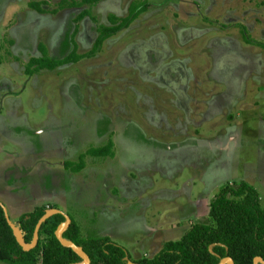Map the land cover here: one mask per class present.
Masks as SVG:
<instances>
[{
	"label": "rangeland",
	"instance_id": "rangeland-1",
	"mask_svg": "<svg viewBox=\"0 0 264 264\" xmlns=\"http://www.w3.org/2000/svg\"><path fill=\"white\" fill-rule=\"evenodd\" d=\"M29 1L40 0L8 6L0 41L11 20H26L47 46L67 47L66 21L88 6L40 14ZM130 1L91 7L95 21H80L78 52H88L96 25L109 13L125 15ZM147 1L77 63L32 75L23 63L17 71L12 56L1 63L0 202L13 223L35 206L57 208L82 236L97 231L139 259L195 223H212L209 202L226 183L252 186L264 209V0ZM17 22L4 38L20 31ZM148 47L158 52L152 61L162 58L151 81L135 66ZM162 65L178 95L169 78L152 82ZM101 136L115 140L114 158L85 155L81 171L64 168L103 145Z\"/></svg>",
	"mask_w": 264,
	"mask_h": 264
},
{
	"label": "trees",
	"instance_id": "trees-1",
	"mask_svg": "<svg viewBox=\"0 0 264 264\" xmlns=\"http://www.w3.org/2000/svg\"><path fill=\"white\" fill-rule=\"evenodd\" d=\"M100 1L60 0L51 12L87 5L88 8L82 9L74 21L77 23L84 17L93 21L95 17L91 7ZM45 3L29 1L28 6L43 13L45 10L41 5ZM148 7L147 0H132L125 16L116 17L109 14L107 17L109 24L97 27V38L88 52L78 53L72 42V49L64 58L51 60L42 48V56L28 62L27 73L40 69L52 70L64 63L77 62L93 56L105 39L127 28ZM244 39L247 41L245 37ZM85 155L113 156L112 141L109 139L101 147L87 149L78 156L79 164L69 166L66 161L64 167L71 168L74 172L81 171ZM46 210L47 207L40 205L19 216L17 226L26 243L31 241L35 224ZM208 214L212 223H195L179 239L168 240L152 256L139 259H131L122 246L115 244L108 236L98 234L97 231L93 230L88 236H82L79 225L72 218L62 237L81 246L88 255L90 264H127L128 260L138 264H218L224 257H230L234 264H253V258L257 256L264 260V209L260 205L257 191L252 186L244 181L234 185L226 183L210 200ZM63 222L64 217L60 214L46 219L39 228L36 245L24 251L15 241L0 207V261L5 264L80 263V257L70 248L62 246L55 237L56 229ZM125 256L128 260L124 259Z\"/></svg>",
	"mask_w": 264,
	"mask_h": 264
},
{
	"label": "crops",
	"instance_id": "crops-1",
	"mask_svg": "<svg viewBox=\"0 0 264 264\" xmlns=\"http://www.w3.org/2000/svg\"><path fill=\"white\" fill-rule=\"evenodd\" d=\"M14 0H2L0 1V22H3L4 21V15H5V12L7 11L8 9V6L13 2ZM16 1V0H15ZM41 2L42 1H45L46 0H40ZM60 0H58L55 4V7L57 5V3L59 2ZM102 1V0H101ZM131 2V1H130ZM129 2V4H130ZM99 3V2H98ZM97 3V4H98ZM128 4V5H129ZM43 5V4H42ZM41 5V7H42ZM96 5V4H95ZM128 5L126 7V13L125 15L127 14V9H128ZM54 7V8H55ZM31 8V7H29ZM80 8V7H79ZM117 8V7H116ZM32 11H36L40 14H57L58 11L60 10H57L55 13L54 12H51V10L53 9H45V12L41 13L33 8H31ZM64 9H71V8H64ZM63 10V9H61ZM81 12V11H80ZM30 14L31 13V10H30ZM109 14H113V13H109ZM108 14V15H109ZM29 15V14H28ZM77 15V14H76ZM76 15L72 18V20H69V21H66L67 23L70 22V27H69V30H68V33H67V38H68V43H67V47L65 48H62L61 47V42L59 41V44L60 46H58V44H56L55 47H49L47 46V44L39 39L38 37V31H37V28L34 27V24L31 23V22H28V21H23L21 20L20 22H17V25H20L22 28L20 29L19 32L17 33H13L12 37L11 38H4L5 36L11 34V30L12 28L15 27V24L16 22L14 21H10L9 22V26L7 25V34L2 38L4 40H1L0 41V50L2 51L4 49V47L6 46V49L4 50V53H5V56H3L2 54H0V65L1 63L4 61V59L6 58H11V56L14 58L13 61H12V66L14 65L17 69V66H19V63H23L21 67L22 71L24 73H27V69H28V62L30 61V59H33V58H39L42 56V52H41V49L43 48L45 50V53L47 54L48 58L51 59V60H61L62 58H64L72 49V42H74L75 44V47H76V51L78 52V41H77V35H78V32H79V25H80V21L84 18H82L80 21H78L77 23L74 21V18L76 17ZM108 15L106 16V19L108 17ZM115 15L116 17H123L121 15H116V14H113ZM94 16V15H93ZM91 20V19H90ZM95 21V19L93 20ZM108 22V20H107ZM15 23V24H14ZM24 23H27L24 24ZM109 23H106V24H103V25H108ZM101 25V24H97L95 29H94V40H93V43H92V47H93V44L97 38V27ZM14 26V27H13ZM15 32V31H14ZM75 32V33H74ZM24 34L27 35V40L26 38L24 37ZM25 35V36H26ZM108 39V38H107ZM26 40V41H25ZM106 40V39H105ZM104 40V41H105ZM35 43V44H34ZM8 47V48H7ZM91 47V49H92ZM78 53H81V52H78ZM83 53V52H82ZM80 61V60H79ZM78 62V61H77ZM77 62H70V63H64L62 65H59L57 66L56 68L52 69V70H48V69H40L39 71L37 72H33V73H27L29 75H32V74H36V73H39L40 71H54V70H57V68L59 67H62L63 65H66V64H71V63H77ZM153 70V69H152ZM18 71V69H17ZM71 90V89H70ZM14 91H12V87L9 89L8 87V91H7V94L11 97V94H13ZM15 93V92H14ZM13 99V97H11ZM10 98V99H11ZM16 103H20L18 100H16ZM13 107V106H12ZM14 112V111H13ZM11 112V113H13ZM15 131H18V127L15 128ZM41 132V130H36V132ZM91 157H94V156H91ZM115 157V155L113 156V158Z\"/></svg>",
	"mask_w": 264,
	"mask_h": 264
},
{
	"label": "water",
	"instance_id": "water-1",
	"mask_svg": "<svg viewBox=\"0 0 264 264\" xmlns=\"http://www.w3.org/2000/svg\"><path fill=\"white\" fill-rule=\"evenodd\" d=\"M0 207L2 209L6 223L12 231V234L15 238V241L24 251H28L36 245L37 240H38L39 228H40L41 224L46 219H48L50 216H52L54 214L63 215L64 222L61 223L55 231L56 239L59 241V243L62 246L70 248L73 252H75L80 257L81 261H80V263H77V264H90V259H89L88 255L84 252V250L82 249L81 246H78V245L74 244L72 241L66 240L62 237L63 231L69 226L70 221H71L70 217L67 214L61 213L60 210H58L56 208H51V209L46 210L41 215V217L37 220V222L35 224L31 241L29 243H26L19 227L10 220V218L8 216L7 209L1 202H0ZM209 251L212 253L211 247H209ZM124 259L128 260V257L125 256ZM258 263L264 264V260L258 256L254 257L253 258V264H258ZM127 264H138V263H135L133 261L128 260ZM218 264H234V263L230 257H224L219 261Z\"/></svg>",
	"mask_w": 264,
	"mask_h": 264
},
{
	"label": "flooded vegetation",
	"instance_id": "flooded-vegetation-1",
	"mask_svg": "<svg viewBox=\"0 0 264 264\" xmlns=\"http://www.w3.org/2000/svg\"><path fill=\"white\" fill-rule=\"evenodd\" d=\"M125 29V28H124ZM123 30V29H122ZM151 46H153V45H151ZM149 48V47H148ZM157 51L156 50H153V48H149V50L147 51V54L142 58V57H138V56H136L135 58H136V64H135V66L137 67V68H139V70L140 71H144L143 73H142V75L144 74V78H146L148 81H151V77L149 76V75H147L148 74V72L149 71H152V69H153V67L152 66H155V65H157V64H159L160 63V61L162 60V58H160V55H159V59H158V61H152V56L154 55V53H156ZM158 53V52H157ZM142 65H141V64ZM160 70H162V74L161 73H159V75H158V78L157 79H154V81H152V82H155V83H157L158 84V82H163L164 84H165V80H167L168 78H169V80L170 81H168L169 83H167V84H169V87H170V89H171V93H175L176 95H178V93H177V91H174V90H176L174 87H173V85H172V81H175V77H171L170 76V73H171V71H169V66H166V65H162L161 66V69ZM169 71V72H168ZM179 80H180V78H178ZM172 86V87H171ZM168 87V88H169ZM188 109V108H187ZM189 110V109H188ZM101 135H104V133H102ZM103 136H101V137H98L100 140H98L97 142L98 143H101V144H103L104 145V143L105 142H107L110 138H108V137H106L105 138V140L104 139H101ZM111 141H112V143H113V147H114V144H115V140L114 139H110ZM103 145H100V146H98V147H101V146H103ZM116 146V145H115ZM95 148H97V146L95 147ZM95 157V156H94ZM98 157V156H97ZM65 168V167H64ZM66 169V168H65ZM43 206H45V205H43ZM36 207V206H35ZM46 207V206H45ZM47 208L49 209L50 207H48L47 206ZM51 209V208H50ZM57 209V208H56ZM33 210V209H32ZM61 212V211H60ZM62 213V212H61ZM65 214V213H64ZM55 215V214H54ZM61 215V214H60ZM53 216V215H52ZM63 216V215H62ZM51 217V216H50ZM49 217V218H50ZM19 218V217H18ZM17 225V224H16Z\"/></svg>",
	"mask_w": 264,
	"mask_h": 264
}]
</instances>
